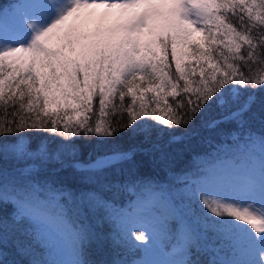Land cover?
<instances>
[{
	"label": "snow or ice",
	"instance_id": "snow-or-ice-1",
	"mask_svg": "<svg viewBox=\"0 0 264 264\" xmlns=\"http://www.w3.org/2000/svg\"><path fill=\"white\" fill-rule=\"evenodd\" d=\"M260 94L264 0H29L11 28L0 14V158H31L45 165L49 148L41 145L32 152L24 143L22 134L30 130L65 139L112 138L121 129L133 135L151 129L154 121L171 130L169 143H183L200 136L201 129L259 128L258 137L245 138L232 168L210 171L193 190L205 211L219 218L210 221L214 228L241 234L259 254L260 260L247 264H264ZM213 108L219 116L207 119ZM9 136L14 139H3ZM106 143L97 140L101 147ZM135 154L113 148L94 159L90 153L87 161L77 160L75 152L70 159L63 153L56 159L61 170L67 165L98 186L80 199L103 207L102 192L112 187L105 173L122 162L133 164ZM25 179L26 184H9L0 169V198L11 187L20 214L34 219L53 242L71 237L82 243L81 225L53 211L64 193L48 186L41 191L49 195L41 199L32 177ZM128 230L145 240L135 226ZM192 243L190 233L182 231L181 258L168 264H199L187 258Z\"/></svg>",
	"mask_w": 264,
	"mask_h": 264
},
{
	"label": "trees",
	"instance_id": "trees-1",
	"mask_svg": "<svg viewBox=\"0 0 264 264\" xmlns=\"http://www.w3.org/2000/svg\"><path fill=\"white\" fill-rule=\"evenodd\" d=\"M28 3L29 0H0V14H3L4 24L7 27L13 24L15 16L23 12ZM219 114V110L213 108L206 114V118L218 117ZM199 119L198 117L193 123L199 124ZM151 123L154 125L151 129H144L135 135L131 134V129H121L112 138L94 135L87 137L82 134L65 139L54 133L30 130L22 134L27 137L24 143L32 152L41 145L47 146L50 150L47 163L41 166L31 158L13 160L6 155L0 158V169L5 170V176L11 180L28 183L25 177L30 176L31 182L39 184L40 189L50 186L64 193L58 197L59 205L55 208L67 220L81 225L84 235L78 259L83 264H131L133 260L149 264L147 259L151 249H145L137 241L127 237L124 230L123 221L133 210L130 202L134 195L133 191H129V183L136 179L148 181L155 189L160 190L177 213V220L162 219L163 232H173L178 221H181L197 233L198 248H190L187 258L196 260L199 264H247L237 254L244 237L237 232L214 228L210 221L219 218L212 217L205 211L200 200L193 195V190L198 186L199 177L227 163L235 164L245 138L250 133L253 137H258L259 128L240 132L235 124H227L212 132L201 129L200 136L191 141L169 143L168 133L171 130L163 125H156L154 121ZM175 131L180 135L182 129ZM234 136L241 139L235 140ZM3 139L11 141L14 137ZM100 139L107 140L103 147L97 144ZM11 146L7 145L8 148ZM113 148L136 150L134 163L122 162L105 173L107 183L112 185L111 190L102 192L105 206H93L82 201L81 193L95 191L98 186L67 165L61 170L56 157L63 153L70 159V154L75 152L77 160L87 161L90 153L94 159ZM27 166L31 169L26 173L19 172ZM45 192L40 190L38 193L44 196ZM69 192L72 194L70 197L67 195ZM172 238L173 236L158 247L161 261L168 258L166 252ZM55 251V245L45 229L29 217L15 219L11 203L0 199V264H59Z\"/></svg>",
	"mask_w": 264,
	"mask_h": 264
},
{
	"label": "rangeland",
	"instance_id": "rangeland-1",
	"mask_svg": "<svg viewBox=\"0 0 264 264\" xmlns=\"http://www.w3.org/2000/svg\"><path fill=\"white\" fill-rule=\"evenodd\" d=\"M12 25L13 24H9L8 28H11ZM233 166L234 164L227 163V165L221 166L219 168L217 167L215 171L223 172L225 170L232 168ZM30 169L31 167L27 166L25 167V170L19 172L26 173V171ZM208 173L198 178L197 181L198 185L205 181V178L208 175ZM7 178L9 184H11L12 182H15L18 185L27 183L26 181L11 180L10 177ZM32 184L36 186L38 192L41 190L39 184L37 183L36 184L32 183ZM134 188H137V190H135ZM129 191L130 192L133 191V195H134L133 200L130 202V205H132L133 210H131L128 213V215H126L127 217H125L126 218L125 222L123 221L124 230L126 232L127 237L131 238L132 240H135V242L137 241L145 249L146 248L151 249L150 255L147 259V262L149 264H168L169 261H173L181 258L180 253L177 251V243L182 231L184 230H187L192 237L193 243L191 245V248L192 249L198 248L197 233L193 231L187 223L178 221V224L173 232L171 230H168V232L166 233L162 231V229H164V224L161 223L162 219L173 218L177 220V215H176L177 213L172 207L171 202L163 195V193L160 190L155 189V187L148 181L136 179L134 182L129 183ZM11 192L12 189L11 187H9L10 194L0 199L11 203L12 211L15 219L25 217L20 214L19 204L17 202V199L14 195L11 194ZM38 194L41 199H45L49 195V193L47 192H45L44 196L42 193H38ZM53 211L58 213L56 208H54ZM29 218L32 219L31 217ZM32 220L36 222L34 219ZM133 226L138 228L145 235L146 237L145 240L141 241L135 239V233L130 232L128 230L130 227ZM46 233L48 237L51 239L48 231H46ZM172 236L176 241L171 240L168 243L169 245V250H168L169 253L167 254L168 258L165 259V261H161V258L158 254V247L160 245H164L165 243H167L168 239ZM53 243L56 249L55 251L56 258L60 261L59 264H72V262L74 261H79L78 252H79L80 242L74 243L71 237H66ZM237 254L240 255L242 260L246 262H248L251 259H255V260L261 259L259 254L256 253L251 248L250 242L245 238H243V242L240 243ZM131 264H144V263L139 260H133Z\"/></svg>",
	"mask_w": 264,
	"mask_h": 264
}]
</instances>
